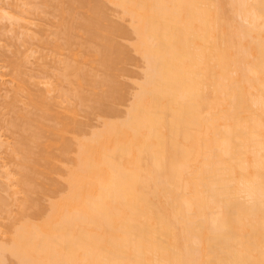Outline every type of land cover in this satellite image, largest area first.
Returning <instances> with one entry per match:
<instances>
[{
    "label": "bare ground",
    "instance_id": "bare-ground-1",
    "mask_svg": "<svg viewBox=\"0 0 264 264\" xmlns=\"http://www.w3.org/2000/svg\"><path fill=\"white\" fill-rule=\"evenodd\" d=\"M0 264H264V0H0Z\"/></svg>",
    "mask_w": 264,
    "mask_h": 264
}]
</instances>
